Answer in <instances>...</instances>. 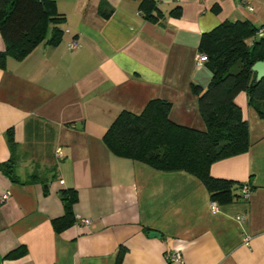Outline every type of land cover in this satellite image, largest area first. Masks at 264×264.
<instances>
[{
  "label": "crops",
  "instance_id": "obj_1",
  "mask_svg": "<svg viewBox=\"0 0 264 264\" xmlns=\"http://www.w3.org/2000/svg\"><path fill=\"white\" fill-rule=\"evenodd\" d=\"M54 1L60 41L44 40L0 67V164L11 156V128L19 180L0 168V194L9 192L0 203V264H117L119 248V264H177L165 258L176 250L180 264H264V118L244 91L234 102L248 123V150L209 172L251 193L216 212L193 175L115 156L102 140L119 112L139 113L155 98L170 103L173 122L205 130L191 89L211 78L196 61L200 37L223 21L264 26V0H152L150 17L142 0ZM33 173L49 178L47 193L39 182L23 183ZM62 188L76 190L75 221L56 233ZM22 246L25 253L5 258Z\"/></svg>",
  "mask_w": 264,
  "mask_h": 264
},
{
  "label": "trees",
  "instance_id": "obj_2",
  "mask_svg": "<svg viewBox=\"0 0 264 264\" xmlns=\"http://www.w3.org/2000/svg\"><path fill=\"white\" fill-rule=\"evenodd\" d=\"M139 6L147 17L151 16V9H156L152 0H142ZM62 21L54 0H0V35L4 44L0 67H4L7 57L22 59L44 40L57 44L62 35L58 24ZM49 28L51 35L46 39ZM257 28L247 21H223L201 35L198 49L206 56L204 62L211 78L206 88L193 84L191 89L197 96L205 130L173 122L168 117L170 103L155 98L139 113L126 110L118 113L102 137L108 150L115 156L136 160L157 170L185 171L204 185L210 200L217 204L239 199L244 183L213 177L209 169L215 161L248 150V123L234 102L236 95L244 91L248 105L264 118V78L256 81L251 69L256 61H264V37L256 36ZM5 136L11 156L0 168L12 181L18 182L13 156L17 144L11 128ZM34 182L41 183L47 193L49 178L33 173L23 183ZM58 196L63 214L51 220L56 233L75 221L73 205L77 201L73 188L58 190ZM25 251L23 246L19 247L5 258L17 257ZM122 251L119 248L117 264Z\"/></svg>",
  "mask_w": 264,
  "mask_h": 264
},
{
  "label": "built area",
  "instance_id": "obj_3",
  "mask_svg": "<svg viewBox=\"0 0 264 264\" xmlns=\"http://www.w3.org/2000/svg\"><path fill=\"white\" fill-rule=\"evenodd\" d=\"M246 7L249 9V10H252V6L246 2ZM256 36L258 38H261V37H264V26H258L256 32H255ZM78 46V42L76 40H71L70 43H69V48H75ZM196 61L199 62V63H202L204 61H206V56L205 54L203 53H198L196 55ZM250 193H251V189L249 187L248 184L244 183L242 188H241V192H240V199L241 200H247L250 196ZM9 197V192H3L2 194H0V203L5 201L7 198ZM210 209L212 212H216L217 209H218V205L216 202L214 201H211L210 202ZM242 218H244V216H242ZM80 221L85 224V225H88L90 223V220L88 218H82L80 219ZM248 240L249 238L248 237H245L244 238V242L246 244H248ZM165 258L168 262L170 263H177V264H180L183 262V259H182V256H181V253L179 251H170V252H167L165 254Z\"/></svg>",
  "mask_w": 264,
  "mask_h": 264
},
{
  "label": "water",
  "instance_id": "obj_4",
  "mask_svg": "<svg viewBox=\"0 0 264 264\" xmlns=\"http://www.w3.org/2000/svg\"><path fill=\"white\" fill-rule=\"evenodd\" d=\"M251 69L255 72V79L256 81L261 80L262 78H264V61H256ZM160 234L154 230H151L149 232V236H159Z\"/></svg>",
  "mask_w": 264,
  "mask_h": 264
}]
</instances>
